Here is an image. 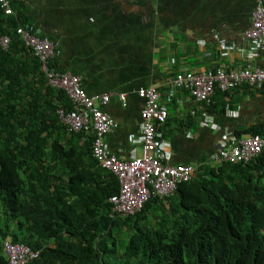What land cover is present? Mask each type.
<instances>
[{
  "label": "trees",
  "instance_id": "16d2710c",
  "mask_svg": "<svg viewBox=\"0 0 264 264\" xmlns=\"http://www.w3.org/2000/svg\"><path fill=\"white\" fill-rule=\"evenodd\" d=\"M10 3L11 14L0 4V37H10L7 49L0 44V264H9V236L40 251L27 264H264V151L250 162L203 165L170 196H152L134 215L112 217L109 198L119 179L93 156L95 130L77 133L61 120L58 111L74 110L73 103L48 83L17 29L34 25L50 38L26 2ZM215 53L212 70H238L218 63L222 50ZM58 55L50 64L64 72ZM236 91L251 97L264 85L242 81L197 102L203 112L227 114ZM193 119L179 122L189 127ZM246 131L264 135V125Z\"/></svg>",
  "mask_w": 264,
  "mask_h": 264
},
{
  "label": "crops",
  "instance_id": "0c3cea01",
  "mask_svg": "<svg viewBox=\"0 0 264 264\" xmlns=\"http://www.w3.org/2000/svg\"><path fill=\"white\" fill-rule=\"evenodd\" d=\"M23 1L30 18L57 44L59 68L80 74L90 95L111 94L107 104H100L120 124L105 136L110 153L128 160L142 152L144 100L138 91L153 85L169 108L162 132L174 164H218L222 161L214 155L225 135L240 137L251 126L264 125V92L251 97L234 92V107L220 115L203 112L184 89L166 96L179 70L211 69L216 51L224 52L218 63L227 68H264V45L253 53L243 51L248 43L242 32L251 23L255 2L246 6L252 0H240L239 7L235 0L194 5L189 0ZM231 46L236 50H228ZM121 93L127 94L126 104ZM190 117L194 125L182 126Z\"/></svg>",
  "mask_w": 264,
  "mask_h": 264
},
{
  "label": "built area",
  "instance_id": "2783aa9c",
  "mask_svg": "<svg viewBox=\"0 0 264 264\" xmlns=\"http://www.w3.org/2000/svg\"><path fill=\"white\" fill-rule=\"evenodd\" d=\"M6 14L13 13L10 0H0ZM248 28L242 32V39L248 45L243 49L253 53L264 45V3L257 0ZM26 43L33 48L42 63L48 83L55 88L63 89L70 97L74 110L60 109L61 120L75 132L93 128L96 137L93 142V156L106 169L112 171L119 179V191L111 197L114 210L123 215L139 212L152 196H166L177 186L192 180L200 171L203 161L192 164H174L170 160V142L161 130L169 118V108L161 101V91L157 86L141 88L139 96L144 100L141 111L143 120L142 152L128 160L109 152L105 136L119 122L105 112L100 104H107L111 99L109 93L90 95L82 82V76L69 71H58L51 64V58L59 54L57 44L48 38L39 36L40 30L34 25H20L17 29ZM4 49L10 45V37H0ZM248 81L262 88L264 85L263 67H243L227 71L218 68L216 71L207 67L197 70H183L170 80L166 96L173 98L176 89L189 90L190 98L196 101H209L216 89L226 90ZM127 94L121 93L120 99L126 104ZM264 151V135L245 134L225 135L219 152L214 155L218 161L250 162ZM17 255L13 256L16 262Z\"/></svg>",
  "mask_w": 264,
  "mask_h": 264
},
{
  "label": "clouds",
  "instance_id": "9594fccd",
  "mask_svg": "<svg viewBox=\"0 0 264 264\" xmlns=\"http://www.w3.org/2000/svg\"><path fill=\"white\" fill-rule=\"evenodd\" d=\"M92 129L93 128H90V129L85 130V131H89V130H92ZM77 133H80V132H77ZM202 166L200 168L199 173L202 170ZM175 190L173 192H171L169 195H166V196H170L171 194H173L175 192ZM116 193H114V194H116ZM113 195H111L110 198H109V202L111 204V213H110V215L112 217H116V216H120V217H122V216H129V215H123L122 213L117 212V211L114 210V204L111 201V197ZM130 215H134V214H130ZM6 239L7 240H5V243H4V248H5L4 250H5V253L7 255L8 263L9 264H27V263L31 262L34 258H36L39 255V253H40V251H35L34 249H32L29 245H27L25 243L14 242L13 239L11 238V236L7 237ZM15 255H17V257H18V259H17L16 262L13 261V256H15Z\"/></svg>",
  "mask_w": 264,
  "mask_h": 264
},
{
  "label": "rangeland",
  "instance_id": "374dc122",
  "mask_svg": "<svg viewBox=\"0 0 264 264\" xmlns=\"http://www.w3.org/2000/svg\"><path fill=\"white\" fill-rule=\"evenodd\" d=\"M208 1V0H207ZM207 1H204V2H207ZM235 4H237V7H239L240 5H239V3H240V0H235ZM233 4V3H232ZM206 7H208L207 5H206ZM214 14H216V13H214ZM213 15V14H212Z\"/></svg>",
  "mask_w": 264,
  "mask_h": 264
}]
</instances>
